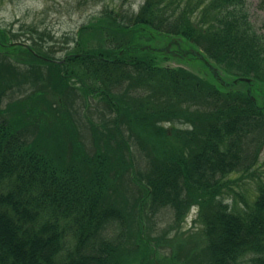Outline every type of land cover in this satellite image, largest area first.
Returning <instances> with one entry per match:
<instances>
[{
  "label": "trees",
  "instance_id": "trees-1",
  "mask_svg": "<svg viewBox=\"0 0 264 264\" xmlns=\"http://www.w3.org/2000/svg\"><path fill=\"white\" fill-rule=\"evenodd\" d=\"M128 21L58 58L0 26V264H264V30L247 0ZM193 205L205 247H173Z\"/></svg>",
  "mask_w": 264,
  "mask_h": 264
},
{
  "label": "rangeland",
  "instance_id": "rangeland-1",
  "mask_svg": "<svg viewBox=\"0 0 264 264\" xmlns=\"http://www.w3.org/2000/svg\"><path fill=\"white\" fill-rule=\"evenodd\" d=\"M144 0H0V26L7 29H12L14 32H27V29H32L34 32H27L24 35L29 42L39 40L40 38L51 41L47 43L49 46L37 44V47L47 48L55 57H62L66 51L79 48L83 42H86V47H94L95 45L110 43L116 40L118 35L115 29H120L121 26L128 24L129 18L126 17L130 12L129 9H136ZM247 6L250 11V18L253 23L264 30V0H247ZM105 9L109 11L104 12ZM111 12V14H110ZM107 13V14H106ZM107 15H110L108 17ZM103 19L100 22L98 19ZM103 21V22H102ZM110 21V23H106ZM95 23V28L91 25ZM86 26V31H80L76 37V31ZM46 30V31H42ZM90 32L91 35H88ZM79 38V44L74 47L72 39ZM111 45V44H110ZM7 50V48H6ZM172 65H187L179 63L175 59H169L168 62ZM189 66V65H187ZM193 69H197L194 67ZM199 69V68H198ZM35 86V85H34ZM32 89H34L32 87ZM30 89V90H32ZM29 90V91H30ZM27 91V94L28 92ZM26 92V91H24ZM23 96V95H21ZM94 119L98 118V112L90 113ZM169 126V124H167ZM108 135H106L107 137ZM110 140V137H108ZM90 144V143H89ZM107 153L109 148H104ZM135 191V190H134ZM197 216V208H192L187 219L181 222L179 231L185 236L184 240L172 239L173 247L177 243L188 241L190 236L199 233L200 223H194L193 218ZM173 215L169 210H163L158 215V220L155 226H152V233L167 229L170 234L175 233L173 226ZM185 248H188L187 242L184 243ZM192 250L202 248V243L195 241L192 244ZM178 247L176 246L175 249ZM188 252V251H186ZM185 252V253H186Z\"/></svg>",
  "mask_w": 264,
  "mask_h": 264
}]
</instances>
